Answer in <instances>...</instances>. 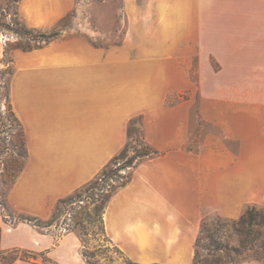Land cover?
Masks as SVG:
<instances>
[{"label": "crops", "instance_id": "obj_1", "mask_svg": "<svg viewBox=\"0 0 264 264\" xmlns=\"http://www.w3.org/2000/svg\"><path fill=\"white\" fill-rule=\"evenodd\" d=\"M46 3L19 0L24 22L38 26L69 7L65 0L56 12ZM123 6L118 43L60 36L11 50L8 96L28 155L5 202L12 213L48 219L58 199L121 151L129 121L140 116L143 139L162 154L140 160L111 195L105 233L134 262L193 264L206 213L234 219L248 204L264 207V0H124ZM193 105L202 124L218 129L202 137L197 151L189 148ZM3 217L0 206L1 250L86 264L75 232L58 235L54 224Z\"/></svg>", "mask_w": 264, "mask_h": 264}, {"label": "rangeland", "instance_id": "obj_2", "mask_svg": "<svg viewBox=\"0 0 264 264\" xmlns=\"http://www.w3.org/2000/svg\"><path fill=\"white\" fill-rule=\"evenodd\" d=\"M44 0H42L43 2ZM69 7L57 18L51 19L41 25L32 26L24 22V19L19 11V0L17 2H0V20L8 21L10 17H14L16 12L17 18L22 25L32 31L33 34L44 35H20L12 33L6 29L0 30L3 36L0 39L5 41L4 49L6 54L3 55L7 63L0 68V191L6 194L8 188L14 180V174H17L19 166L23 165L24 158L15 155L14 150L19 148L20 128L14 120L11 112L10 100L8 96L9 79L13 71V66L10 63V53L15 47L23 50L30 49L39 44H43L60 36H82L87 38L93 44L108 45L120 42L122 35L125 32L126 26V9L123 6L124 0H66ZM65 0H48L49 9L59 11L61 4ZM55 33V35H50ZM4 52V50H3ZM4 54V53H3ZM2 56V58H3ZM4 61V62H5ZM186 96V95H184ZM179 97L169 96L171 101L178 100ZM191 135L189 148L194 149L199 147L202 137L207 133H218V129L206 124H202L197 119L196 106H192L191 112ZM141 118H135L129 127V138L127 156L132 154V148L140 149L144 146V139L141 134L140 126ZM234 147V143L228 141ZM132 148H131V147ZM20 149V148H19ZM117 155V154H116ZM113 158L108 162L111 163ZM131 171L129 168L121 170L123 174ZM112 178H106L101 181L97 188L109 187L107 183L116 186L118 182L112 183ZM81 187L73 191L79 194L80 200L76 199L69 203H55L51 215L48 219H40L41 222L48 220L56 226L58 235L67 231L75 232L80 240L82 249L88 255V259L95 264H136L134 261L126 257L122 251H118L114 244L108 240L102 233V212L101 203L106 197H99L97 188L79 190ZM70 195V194H69ZM105 195V194H104ZM103 195V196H104ZM57 204V208H55ZM6 205V203H5ZM255 205L258 208H263L262 205ZM245 208V210L247 209ZM8 211H3V214H9L11 224L18 221L17 217L25 213H12L6 205ZM244 210V212H245ZM243 212V213H244ZM223 218V217H222ZM10 221L9 217H6ZM227 220L233 218H225ZM237 219V218H234ZM67 224L65 231H60V227ZM203 232L197 241L196 251L198 256L203 260H212L218 255L215 252L214 256L207 254V247H212L213 241L221 244L228 243L229 245H238L239 236L234 232L232 227L224 221H219L214 213H206L200 223V228ZM211 236V238H209ZM262 255L261 250L258 251ZM20 252H10L5 258L0 257V264H5L9 256H18ZM41 261V257L37 256ZM239 261L243 260L239 256H235ZM140 264V263H138Z\"/></svg>", "mask_w": 264, "mask_h": 264}, {"label": "trees", "instance_id": "obj_3", "mask_svg": "<svg viewBox=\"0 0 264 264\" xmlns=\"http://www.w3.org/2000/svg\"><path fill=\"white\" fill-rule=\"evenodd\" d=\"M1 1H6V5L7 7H9L10 5L8 4V2H17L18 0H1ZM1 14L2 13H0V15ZM14 14L15 16L10 17L8 21L0 20V30L6 29L8 31H11L12 33H16L20 35H44V34H33L32 31H30L28 28H26L24 25L20 23V21L16 17L17 13L14 12ZM50 35H55V33L50 34ZM3 53H4L3 55L6 54L5 49ZM2 60L3 62L5 61L4 56ZM4 63H7V62L5 61ZM10 107H11V103H10ZM11 112H12V115L14 116V120L16 121V124L20 128V134H19V140H20L19 148L20 149L18 148L17 150H14V153L17 156L24 158L23 165L19 166L17 170L18 172H16L18 174L24 166L28 153H27V147H26L25 132L21 126V123L15 116L14 111L12 110V107H11ZM135 118L140 119L141 117L137 116V117L132 118L129 121L128 126H127L128 138H129L128 127L132 122H134ZM127 150H128V142H126L125 146L121 149V151L113 157V160L111 161L110 164L107 163L96 174V176L93 179H91L85 185L81 186V188L79 189L81 191L82 189L88 190V189L97 188L101 181H104L106 178H109V177L112 178V176H115V179H111V181L112 183H114L115 181L118 182L116 186H112L111 183H107L109 187L105 189L97 188L98 190L101 191L99 192V197H106V199L101 203V206H100L103 212H104L106 204L109 198L111 197V195L119 187L125 185L131 177V171H129L127 174H123L120 172L121 170H125L127 168L131 170L133 167L137 165V163L140 160L147 158V157H152V156H157V155L162 154L161 151H158L154 149L153 147H151L145 140H144V146L141 147L140 149L132 148L133 150L132 154L129 156H127ZM194 151H197V149L195 148ZM17 174H14V179L17 176ZM5 195L6 194L0 191V206H1L2 211H8L5 205L6 203ZM78 196L79 194L77 192H74L73 194H70L63 198L58 199L57 204L69 203V202L71 203L75 201L76 199L80 200ZM57 204L55 208H57ZM6 217H9L10 221L7 220ZM3 219L7 222L12 223L9 214L7 213L4 214ZM17 219L20 221L30 222L39 227L49 226L52 223V221L50 220L46 222H41L40 218L36 216H31L28 214H21L17 217ZM217 219L219 221L222 220L226 222L232 227L234 232H236V234L239 236L238 245H229L228 243L221 244L217 241H213L214 243L212 244V247H207L205 250L207 251V254L210 256H214L215 252H218V255L210 261L200 259L198 256V252L196 251V246H197V241L200 238V234L203 232V228L201 226V228L199 229V234L195 242V254H194L193 264H236L237 262H239V260L235 259V256H239L243 260L244 259L261 260L262 263L264 264V209L263 208H258L255 205H250L249 207H247L245 212L241 216H239L237 219L227 220L218 215H217ZM102 233L106 237H108L103 227V219H102ZM209 238H211V236H209ZM108 240L111 243H113L109 238ZM114 246L118 251H121L115 244ZM259 250L263 252L262 255H259L258 253ZM10 252H13V253L20 252L21 254L18 256H9L8 257L9 260L5 264H11L16 259L34 262L38 264H59L51 260L50 258H48L45 252L35 253L31 250L19 249V248H13V249H7V250L0 249V257L5 258L6 254ZM81 253L85 259L86 264H95L88 259V255L83 249ZM37 256L41 257V261L37 262ZM134 263L138 264L137 262H134Z\"/></svg>", "mask_w": 264, "mask_h": 264}, {"label": "built area", "instance_id": "obj_4", "mask_svg": "<svg viewBox=\"0 0 264 264\" xmlns=\"http://www.w3.org/2000/svg\"><path fill=\"white\" fill-rule=\"evenodd\" d=\"M66 226H67V224L65 223L63 226H61L59 229H60V231H65L66 230Z\"/></svg>", "mask_w": 264, "mask_h": 264}]
</instances>
